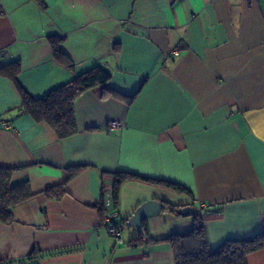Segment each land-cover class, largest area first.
<instances>
[{
    "label": "crops",
    "instance_id": "crops-1",
    "mask_svg": "<svg viewBox=\"0 0 264 264\" xmlns=\"http://www.w3.org/2000/svg\"><path fill=\"white\" fill-rule=\"evenodd\" d=\"M0 55L15 65V80L0 74V166L32 192L0 221V262L175 264L163 239L193 218L165 202L201 213L211 251L264 230V0H0ZM96 66L111 78L74 101L75 134L20 110L17 84L40 98ZM117 173L130 175L121 242L100 206ZM151 199L161 210L142 226L156 241L132 246L126 222ZM246 264H264V247Z\"/></svg>",
    "mask_w": 264,
    "mask_h": 264
},
{
    "label": "trees",
    "instance_id": "trees-1",
    "mask_svg": "<svg viewBox=\"0 0 264 264\" xmlns=\"http://www.w3.org/2000/svg\"><path fill=\"white\" fill-rule=\"evenodd\" d=\"M54 50L59 56H63L61 48L54 43ZM14 64L0 66V74L8 75L15 80ZM17 68V64H16ZM111 74L105 69L96 66L81 74L76 75L69 82L57 87L40 98L29 96L18 84L17 87L21 95L20 110L30 114L37 120L45 121L62 139L75 134L78 131L74 101L85 91L96 86H105L110 80ZM12 168L0 166V221L8 223L13 220L12 208L28 199L32 192L28 183L22 182L13 184L11 176ZM74 169H69L68 178L74 173ZM126 173H117L113 185V196L117 201V192L121 182L129 177ZM66 179V180H67ZM175 191L183 192L186 189L176 183L159 181ZM65 182L50 187L45 190V195L59 199L64 193ZM178 204L165 202L163 210L178 213ZM192 226L183 232H174L163 239L172 248L175 264H246L248 253L264 247V230L245 239H229L222 243L216 250L211 251L208 247L206 232L201 213L195 212L192 215ZM143 233L138 238L131 240V245L136 246L140 241L155 242L147 233L145 225L142 226ZM69 249L65 250L68 251ZM63 252V251H62ZM61 251L47 253L52 255ZM42 255H30L28 264H38ZM23 259L0 262V264H23Z\"/></svg>",
    "mask_w": 264,
    "mask_h": 264
},
{
    "label": "built area",
    "instance_id": "built-area-1",
    "mask_svg": "<svg viewBox=\"0 0 264 264\" xmlns=\"http://www.w3.org/2000/svg\"><path fill=\"white\" fill-rule=\"evenodd\" d=\"M174 54L176 55L177 52L174 51ZM119 124L120 123L118 121L112 120L108 123V126L115 128L119 126ZM100 206L105 211L104 226L107 233L114 237L116 242H121L122 238L116 223V219L118 218L119 214L112 192H102Z\"/></svg>",
    "mask_w": 264,
    "mask_h": 264
},
{
    "label": "water",
    "instance_id": "water-1",
    "mask_svg": "<svg viewBox=\"0 0 264 264\" xmlns=\"http://www.w3.org/2000/svg\"><path fill=\"white\" fill-rule=\"evenodd\" d=\"M161 210V204L155 200H148L142 203L136 211L131 215V217L127 220V226H133L135 229L143 233L142 223L143 221L149 217L157 215ZM178 212L182 215H193L194 207L192 206H183L180 207Z\"/></svg>",
    "mask_w": 264,
    "mask_h": 264
}]
</instances>
